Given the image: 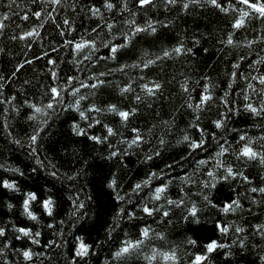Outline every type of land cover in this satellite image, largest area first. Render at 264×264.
Listing matches in <instances>:
<instances>
[{
  "label": "snow or ice",
  "instance_id": "snow-or-ice-1",
  "mask_svg": "<svg viewBox=\"0 0 264 264\" xmlns=\"http://www.w3.org/2000/svg\"><path fill=\"white\" fill-rule=\"evenodd\" d=\"M196 9L224 26L178 31ZM208 41L222 71L166 76ZM142 107L160 108L148 127ZM57 121L74 139L53 140ZM0 134L48 177L25 191L0 150V191L34 222L3 202L0 264H236L254 246L264 264V0H0ZM132 155L144 171L125 181Z\"/></svg>",
  "mask_w": 264,
  "mask_h": 264
},
{
  "label": "trees",
  "instance_id": "trees-1",
  "mask_svg": "<svg viewBox=\"0 0 264 264\" xmlns=\"http://www.w3.org/2000/svg\"><path fill=\"white\" fill-rule=\"evenodd\" d=\"M162 18V17H161ZM178 24V31H185L190 30L191 32H204L205 28H215L217 26L223 27L225 24L224 18L217 16L213 10H208L206 12H202L200 9H196L194 12H192L189 15L181 14V17L177 20ZM169 34H165V39H167ZM171 35H175V33H172ZM207 47L210 48V53H201L197 57L193 58V64L190 71L187 69V65L184 64L182 60L180 61H169L167 62V65L165 67V74L166 76L171 75H177L179 71H187V74L192 76L193 80L199 79L201 70L207 71L208 69L205 67V65L208 66H214L216 70L222 71L226 65L224 64L222 58L218 55H215L216 47L213 45L212 41H208L206 43ZM155 51V49H153ZM156 70L153 69V72ZM213 75L215 76V72H213ZM173 93L175 92V89L171 90ZM168 93H166L167 95ZM124 104L129 103L127 100L123 101ZM161 105H164V101L159 102ZM168 107L165 106L163 109L164 118H167V112ZM160 111L159 107H154L153 109H147L146 107L141 108V112L138 116V118L133 121V124L135 126L140 127H148L152 123L155 122L156 119V112ZM65 117L62 116L61 120H64ZM108 121H112L114 123H118V118H114L112 115H108L106 117ZM190 119V116L188 115H182L181 119L178 121V124L180 127H184L183 121ZM22 126V122H21ZM238 128H244L249 130L250 134H259V129L252 126L251 122L245 123L241 121L239 124L236 125ZM20 127H16L15 131L17 133H20ZM56 132L57 135L53 136L54 141H59L60 143H63L65 140H71L74 139L70 136V133L67 128V123H61V121H57L56 124ZM114 142V141H113ZM79 147L84 148V141L78 140L77 141ZM59 146L58 144L56 145ZM0 150L4 151V156L7 158L10 162L19 165L22 169L25 171V175L23 177L18 178L17 182L21 186L22 189L26 190H35L40 187H47L46 183L48 182L47 174L44 173L42 170L39 174L37 173H30L28 172L27 168H25L26 164H34V162L28 161L25 154L19 150V148H8L7 145L4 142V138L2 134H0ZM92 150L91 142H89L88 147L85 149V151ZM103 151L102 146H96L93 154L101 153ZM43 154V153H42ZM50 154V153H49ZM167 156V153L165 154ZM163 166V165H161ZM139 169L140 173L142 174L144 171V168L142 165H140L137 162V157L135 155L131 156V163L128 164V172L129 175L125 176V181L131 180L135 178L137 174V170ZM116 169H113L115 171ZM106 171V168H105ZM92 173L89 172V176L91 177ZM104 175L103 172H97L96 173V179L97 184L96 187L99 188L101 185L99 184V179ZM59 187V185H57ZM89 193H91V188L89 187L87 189ZM227 191V189H225ZM11 199L13 204L15 205L14 208V215L12 213L8 212V209L3 206V202L6 200ZM21 199V195L19 193H8L6 191H0V217H3L4 219H7L9 215H12V219L16 220L24 225L27 226H33L34 222H31L27 219L25 216L20 215V207H19V201ZM35 211L37 213H40L39 207L35 208ZM7 214V215H6ZM205 215H208L206 212ZM208 227H211L209 224ZM72 231H75V226L72 227ZM173 239H176V237H173ZM105 253H101V260H103ZM222 259V257H221ZM236 264H259V261L257 260L256 256L253 254L252 251L248 252H242L240 253V256L236 257Z\"/></svg>",
  "mask_w": 264,
  "mask_h": 264
},
{
  "label": "clouds",
  "instance_id": "clouds-1",
  "mask_svg": "<svg viewBox=\"0 0 264 264\" xmlns=\"http://www.w3.org/2000/svg\"><path fill=\"white\" fill-rule=\"evenodd\" d=\"M209 195H211V191L209 192ZM178 227H186V224L181 221L178 225ZM166 246V245H165ZM257 249H258V246H254L253 249H252V252L253 254L256 256L257 255ZM184 253L181 252V256L183 257ZM241 264H243V262H241Z\"/></svg>",
  "mask_w": 264,
  "mask_h": 264
}]
</instances>
